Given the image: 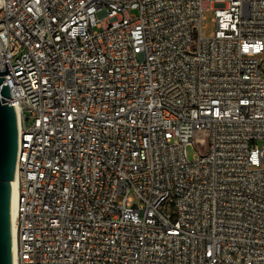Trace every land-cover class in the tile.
<instances>
[{
	"label": "built area",
	"instance_id": "obj_1",
	"mask_svg": "<svg viewBox=\"0 0 264 264\" xmlns=\"http://www.w3.org/2000/svg\"><path fill=\"white\" fill-rule=\"evenodd\" d=\"M263 55L264 0H0L18 264H264Z\"/></svg>",
	"mask_w": 264,
	"mask_h": 264
},
{
	"label": "water",
	"instance_id": "obj_2",
	"mask_svg": "<svg viewBox=\"0 0 264 264\" xmlns=\"http://www.w3.org/2000/svg\"><path fill=\"white\" fill-rule=\"evenodd\" d=\"M11 74L8 62L0 75ZM18 147L16 111L8 85L0 76V264L12 263L10 183L15 178Z\"/></svg>",
	"mask_w": 264,
	"mask_h": 264
},
{
	"label": "bare ground",
	"instance_id": "obj_3",
	"mask_svg": "<svg viewBox=\"0 0 264 264\" xmlns=\"http://www.w3.org/2000/svg\"><path fill=\"white\" fill-rule=\"evenodd\" d=\"M17 124L19 121L18 113L16 112ZM17 181L15 178L10 183V215H11V237H12V263L18 264L17 260V245H16V217H17V198L18 192L16 187Z\"/></svg>",
	"mask_w": 264,
	"mask_h": 264
},
{
	"label": "rangeland",
	"instance_id": "obj_4",
	"mask_svg": "<svg viewBox=\"0 0 264 264\" xmlns=\"http://www.w3.org/2000/svg\"><path fill=\"white\" fill-rule=\"evenodd\" d=\"M205 22H204V28L202 30L203 36H210L212 32L215 30L216 25L214 22V13L212 11L205 12ZM264 58V55H263ZM201 144H195L194 146H189L187 149L188 157L190 160L195 158L197 156V153L200 151ZM135 202H138L137 196L133 193L132 194Z\"/></svg>",
	"mask_w": 264,
	"mask_h": 264
}]
</instances>
